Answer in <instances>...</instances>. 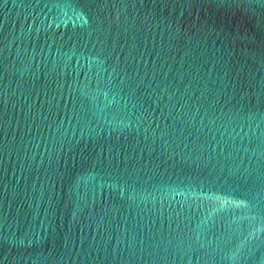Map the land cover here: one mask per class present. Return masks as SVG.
<instances>
[{
	"label": "water",
	"instance_id": "1",
	"mask_svg": "<svg viewBox=\"0 0 264 264\" xmlns=\"http://www.w3.org/2000/svg\"><path fill=\"white\" fill-rule=\"evenodd\" d=\"M0 264H264V0H0Z\"/></svg>",
	"mask_w": 264,
	"mask_h": 264
}]
</instances>
